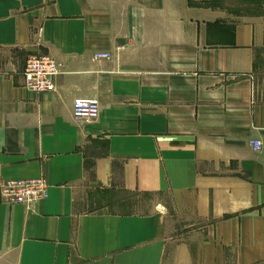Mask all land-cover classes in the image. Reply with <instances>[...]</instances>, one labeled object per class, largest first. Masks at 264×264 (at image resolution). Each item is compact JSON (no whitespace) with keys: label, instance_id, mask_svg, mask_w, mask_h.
<instances>
[{"label":"crops","instance_id":"0c3cea01","mask_svg":"<svg viewBox=\"0 0 264 264\" xmlns=\"http://www.w3.org/2000/svg\"><path fill=\"white\" fill-rule=\"evenodd\" d=\"M40 176L0 196V264H264V0H0V185Z\"/></svg>","mask_w":264,"mask_h":264},{"label":"built area","instance_id":"2783aa9c","mask_svg":"<svg viewBox=\"0 0 264 264\" xmlns=\"http://www.w3.org/2000/svg\"><path fill=\"white\" fill-rule=\"evenodd\" d=\"M97 58H109L107 53H96ZM60 73V64L50 55H30L24 68V84L29 90L46 92L54 90V78ZM99 103L94 98L75 97L72 103V117L75 120L90 121L97 118ZM254 150L260 149V142H253ZM0 196L9 203L32 204L48 197L47 182L44 177L6 180L0 185Z\"/></svg>","mask_w":264,"mask_h":264},{"label":"rangeland","instance_id":"374dc122","mask_svg":"<svg viewBox=\"0 0 264 264\" xmlns=\"http://www.w3.org/2000/svg\"><path fill=\"white\" fill-rule=\"evenodd\" d=\"M128 202L130 203V210L136 212H145L152 209L153 204L158 199V195H150V194H130L128 197L126 196Z\"/></svg>","mask_w":264,"mask_h":264}]
</instances>
